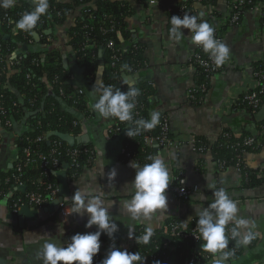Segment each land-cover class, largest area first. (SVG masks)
Wrapping results in <instances>:
<instances>
[{
  "label": "crops",
  "instance_id": "1",
  "mask_svg": "<svg viewBox=\"0 0 264 264\" xmlns=\"http://www.w3.org/2000/svg\"><path fill=\"white\" fill-rule=\"evenodd\" d=\"M181 1L183 0H156L154 4L133 2L135 11L131 17V23L135 27V39L146 44L145 54L150 65L147 76L155 88V94L147 103V109L150 112L158 110L166 113L171 132L176 139L183 141L175 150L152 145V154L163 157L169 169L170 184L165 192L167 208L157 210L149 219L140 220H133L126 212L124 204L131 199L130 185L126 183L134 178L135 170L129 166L132 161L123 158L124 132L113 130L112 118H101L90 108L88 116L82 119L81 133L77 138L78 144L89 145L93 156L88 165L81 168L77 178H70L64 169L56 172L58 193L61 195L63 190L64 201L72 202L69 199L78 188L102 192L103 199L113 205L109 212L113 222L118 225L115 234L119 236L121 245L127 248L132 239L128 237V229H131L134 236L139 227L156 230L164 228L166 222L172 219L180 223L189 221L190 224L198 218L195 210L208 206L213 201L212 193L224 188L237 203L238 215L255 224L253 231L256 238L247 246L236 244L239 247L236 256L229 254L225 259L222 254L217 253L213 256L214 261L217 264L220 261L223 264H264V145L258 151L243 155L246 167L251 171L255 170L262 179L260 183L249 186L235 165L218 169L209 150L199 153L190 144L191 139L199 136L206 139L208 145L213 144L227 126L241 131L242 127L253 130L252 127L264 120L263 117L260 121H251L247 117L257 115L258 112H234L232 106L237 94L253 83L250 67L264 54V38H255L258 31L257 21L250 12L240 24L226 30L221 42L228 46L229 57L222 65V70L211 78L202 103L192 104L187 92L194 84L195 69L190 65V57L196 45L187 37L178 42L173 41L167 26L170 7ZM228 3L229 0H216L213 8L222 17L227 13ZM193 6L201 18H205L211 11L208 5L204 6L199 2H193ZM213 21V25L219 23L217 19ZM182 31L186 36L189 34L187 29ZM56 44L68 63V53H65L61 44ZM71 72L75 85L80 88L84 86L90 92L91 86H87L82 71L72 67ZM135 75L138 74L126 77L129 84L137 82L139 78L135 79ZM91 102H94L93 99ZM236 124L242 127L238 128ZM25 130V120L13 122L9 129L0 128V187L4 175L18 158L16 141ZM113 170L116 173L114 178L109 175ZM63 172L65 177L61 180ZM180 173L187 185L197 188L195 197L189 202L175 197L169 189ZM21 188L24 190L25 186ZM12 191L13 189L10 192ZM1 194L0 200L4 197ZM58 211L59 207H52L51 202L42 207L23 205L16 210L8 200L0 205V264H42V261L36 259V252L44 242L41 235L44 238L51 237L58 244L64 245L75 233L96 231L95 226L88 229L84 227L86 216L73 215L71 225H63L57 217ZM61 225L64 229L63 235L59 234L58 226ZM106 245L100 240V250L104 255L107 253Z\"/></svg>",
  "mask_w": 264,
  "mask_h": 264
},
{
  "label": "trees",
  "instance_id": "2",
  "mask_svg": "<svg viewBox=\"0 0 264 264\" xmlns=\"http://www.w3.org/2000/svg\"><path fill=\"white\" fill-rule=\"evenodd\" d=\"M143 1L49 0L46 14L41 16L37 26L30 32H14L13 29L21 15L26 11H31L33 0H16L14 7L0 8V128L9 129L13 122L22 120H25L26 125V130L17 137L16 141L18 158L13 167L4 175L0 187L1 195H5L13 189L12 195L8 199L10 205L16 198L23 197L30 191L46 196L48 193L46 186L48 184L57 185L56 172L64 169L70 178H77L81 168L91 161L92 149V155L82 154L79 164L73 167L68 166V157L63 154L60 158L61 168L50 169L47 173H43L40 164L27 162L23 152V148L26 146H29L33 151L40 152H48L52 147L63 152L74 147H89L87 144L70 145L55 134H51V132H62L77 137L81 133L82 119L89 114V101L91 102L93 99V92H91L92 90L88 92L84 86L80 88L75 85L71 79L72 67L79 68L87 86H92L98 66L102 62L101 85H112L114 89L121 91H128L129 87L137 88L140 95L135 98L133 120L150 118L151 112L147 109V103L155 94V88L147 76L150 65L145 54L146 44L135 39V31H133L135 27L131 23V17L135 11L133 2L141 3ZM231 1L229 0V2ZM193 2L195 4L197 0H183L170 7L167 19L168 28H171L170 17L179 16L178 11L182 4L188 6L190 15L198 16L196 9L193 8ZM254 2V0H246L236 7V11L241 12L232 27L242 22L246 15L243 14V11L251 9ZM199 3L211 8L209 14L202 20L212 25L209 15L216 18L221 17L219 11L213 8L216 5V0H201ZM234 5L236 3H232L231 7ZM261 21H264V15L261 17ZM212 26L214 27V25ZM230 27L229 23L218 28L214 27V33H224ZM48 37L52 38L53 42L49 41ZM109 41H113L112 48L107 46ZM56 43L61 44L65 53H68V63H65L59 45ZM195 52L208 59V54L203 51L202 47L195 49ZM190 62L195 69V75L192 91L188 98L189 102L198 105L204 100V95L210 87L211 78L222 70V66H218L214 72H209L195 63L193 56H191ZM253 65L263 68L264 58L258 59ZM134 74H138L140 77L136 83L129 84L126 77ZM135 109H140L141 118L135 115ZM245 113L251 114L249 110H246ZM112 120L111 128L117 132H124L123 143L133 152L137 163L141 166L149 163L148 158L153 155V147L144 142V135L151 133L155 137L158 136L159 127L130 138L126 135L128 122H120L116 118H112ZM263 123L264 120L252 127L253 130H247L236 124L238 128L242 127V131L227 126L220 133L216 142L209 145L203 137H194L196 152L205 153L209 150L218 169L222 170L230 165H235L236 154L255 152L264 145ZM38 136L41 139L36 141ZM247 136L256 138L255 145L239 146L240 148L234 149L239 141ZM168 137L179 145L183 142L176 139L172 132ZM239 170L243 174L244 182L249 186L262 181L255 170L251 171L246 167L244 159L239 165ZM22 186H25L24 190L21 188ZM197 219L187 227L182 226L175 219L166 222L165 226L176 223L187 229ZM147 230L139 227L136 229L135 235L139 236L141 233H146ZM152 233L154 235L150 237L147 244L132 243L127 251L131 253L139 251L142 257L151 253L156 254L157 259L154 262L148 260L144 264L186 263L189 251L188 243L180 241L177 252L171 257V254L167 255L164 249L155 250V245L161 246L167 239L161 234L165 233L163 228L152 230ZM112 239L116 240L117 247L121 248L119 236L114 234ZM100 240L107 244L111 239L102 234ZM196 247V253L201 254L200 258L203 264H217L212 253L205 252L200 248V245ZM230 247L234 249L232 256H236L239 247L234 243L229 242L227 250L223 251L230 253L228 251ZM104 254L99 250L93 257V264H100L105 257Z\"/></svg>",
  "mask_w": 264,
  "mask_h": 264
},
{
  "label": "clouds",
  "instance_id": "3",
  "mask_svg": "<svg viewBox=\"0 0 264 264\" xmlns=\"http://www.w3.org/2000/svg\"><path fill=\"white\" fill-rule=\"evenodd\" d=\"M15 4L16 0H0V8L3 9L12 8ZM48 8L49 0H33L31 11L21 15L13 31L30 32L37 26L41 16L46 14ZM170 25V37L173 41L178 42L187 37L192 44L201 46L216 66H222L228 59V46L215 39V28L202 20L201 16L184 14L181 18L173 15L170 17ZM182 29H187L189 34L186 36ZM91 92L94 102L89 103V108L101 118H116L120 122H128L126 135L130 138L141 132L150 131L160 124L161 113L158 110L152 111L148 119L133 120L135 98L140 95L135 87L121 91L114 89L112 85L105 86L98 82ZM148 159L150 163L143 166L135 160L129 164L135 170V175L126 183L130 185L131 199L124 204V208L133 220L149 219L157 210L167 208L165 192L170 184L169 169L165 159L159 154L152 155ZM109 175L114 178L116 173L113 170ZM11 195V192L6 193L0 200V205L6 203ZM212 195L213 201L207 207L195 210V216L198 217L195 230L198 235L194 237L202 242L200 248L205 252L213 255L220 253L227 259L229 253L223 251L229 245L226 226L230 223L233 225L229 229L231 240L238 246H247L256 238V233L253 231L255 224L238 215L237 203L229 197L224 188L215 190ZM69 200L72 201V207L67 215L86 216L84 227L88 229L95 226L96 231L75 233L64 245L58 244L51 237L44 238L41 235L40 238L44 242L36 252V259L42 261V264H93V257L100 250V236L104 234L112 239L118 230V225L113 222L109 212L113 205L103 199L102 192L78 188ZM188 223L189 221L181 222L184 227H187ZM58 228L59 234L63 235L62 225ZM151 234L152 229L149 228L146 234L139 238V242L147 244ZM128 237L133 238L131 229H128ZM144 262L145 257H142L139 251L131 253L113 245L100 264H144Z\"/></svg>",
  "mask_w": 264,
  "mask_h": 264
},
{
  "label": "built area",
  "instance_id": "4",
  "mask_svg": "<svg viewBox=\"0 0 264 264\" xmlns=\"http://www.w3.org/2000/svg\"><path fill=\"white\" fill-rule=\"evenodd\" d=\"M156 0H144L142 3L145 4H154ZM201 0H197V2H200ZM254 4L251 7V9L247 11H243V14L247 13H253L255 20L257 21V27L258 31L255 34V38H264V21H261V17L264 15V0H254ZM246 2V0H232L227 5V13L223 15L220 18L212 17L211 18V24L213 25V20L217 19L218 24L214 25V27L218 28L221 25H224L226 23H229V25L232 27V25L238 20L240 12L236 11V7L240 6L242 3ZM232 3H236V5L231 7ZM179 16L182 18L184 14L190 15V10L186 4H182L179 7ZM224 36V33L216 32L214 33L215 39L222 41ZM48 40L53 42V39L48 37ZM107 46L109 48L113 47V41H109ZM201 46L196 45V49H199ZM15 56V55H14ZM194 62L198 63L200 66L204 68L205 71L214 72L218 69V66H216L208 56V59L203 58L200 54L196 53L195 51L192 54ZM260 58H264V54ZM191 60V57H190ZM190 65H192V62H190ZM251 75L253 77V83L246 87L243 91L237 94V96L234 98L232 106L233 111L238 112H245L246 110H249L251 114L259 112L261 109L264 108V67L262 66H254L252 65L250 67ZM192 88L188 90V96L189 93L192 91ZM192 97V96H190ZM193 98V97H192ZM141 109V108H140ZM140 109H135L134 113L136 116H140ZM141 118V116H140ZM156 127H159V135L153 136L151 133H145L144 135V142L147 145H158L162 148H168V149H178L179 145L178 143L172 141L169 139L168 135L171 132L170 127V121L168 119V116L166 113H161L160 116V124ZM262 133L264 131L262 130ZM41 138L38 136L35 140L39 141ZM256 138L254 137H244L241 141H239V144H237L234 149H238L242 146H252L256 143ZM190 144L192 146V149L194 151H197V148L194 143V139H191ZM240 146V147H239ZM244 151V150H242ZM23 152L26 157L27 162L31 163H39L40 167L42 169L43 173H47L48 170L53 169L57 170L61 168V161L60 158L63 154H65L66 157H68V166L73 167L77 166L79 164V158L82 154H91L92 150L89 147L85 148H78L74 147L72 149H69L65 152L61 151L60 149H57L56 147H52L48 152H40V151H33L29 146H26L23 148ZM122 154L125 160L127 161H134L133 152L127 147V145H123ZM92 155V154H91ZM90 155V156H91ZM243 155L244 153H238L236 154V164L235 166L239 169V165L243 162ZM137 163V161L135 160ZM63 170V169H62ZM46 189L48 190V193L46 196H43L41 193L37 192H27L24 194L23 197L16 198L14 200L12 206L16 210L19 207L23 205H31L34 207H42L46 205L47 203H50L58 198V186L54 184H48L46 186ZM170 190L174 193L175 197L179 198L182 201L189 202L192 200L196 193L197 188L195 186L187 185L185 182L184 177L182 174H178L176 176V181L174 184H172L169 187ZM59 211H58V219L62 222L65 226H70L72 221L74 220L73 215L71 214L67 215L71 211L72 202H66L63 201V203H60L58 205ZM207 207V206H206ZM69 218V220H65ZM70 221V222H69ZM196 222L189 228L184 229L183 227H180L176 223H172L171 225H166L163 228V231L165 233H161L164 235L167 239L163 241L162 245H155V250L161 251V249H164V252L167 253V255L171 254V257L177 252L178 244L180 241H184L189 244V251L187 253V260L185 264H203L201 262L200 253H196V246L200 245L201 242H199L194 236L198 235V232L195 230ZM232 227V225H228L226 227V235L229 236V242L236 244L235 241L231 240L230 238V231L229 229ZM146 233H141L139 236L134 235L133 238L130 241V245L132 243L139 242V238L143 236ZM154 233L151 234L153 236ZM150 236V237H151ZM117 247V241L114 239H111L107 242V251L110 250V246ZM130 245L125 248L121 246L119 249L121 250H128ZM227 250V249H226ZM228 251L230 252V255H233L234 249L229 248ZM163 252V253H164ZM157 259L155 253H151L145 256V261L151 260V262H154V260Z\"/></svg>",
  "mask_w": 264,
  "mask_h": 264
},
{
  "label": "water",
  "instance_id": "5",
  "mask_svg": "<svg viewBox=\"0 0 264 264\" xmlns=\"http://www.w3.org/2000/svg\"><path fill=\"white\" fill-rule=\"evenodd\" d=\"M24 49H25V46H24ZM65 63H66V61H65ZM102 74H103V63L100 62L99 66H98V69H97V72H96V75H95L94 84L91 86V90H93L94 87L97 86L98 82H99V84H101ZM134 78L136 79V78H139V77H138V75H135ZM263 117H264V108L261 109L260 112H258L257 115H254L252 117H247V118H249V120H251V121H254V120L260 121V120L263 119ZM51 134H55L61 140L66 141L70 145H74V144H78L79 143V139L77 137H74V136H72V135H70L68 133L51 132ZM62 177H65V172H63L61 174V180H62ZM64 195H65V193L62 190L61 195H59L57 199H55L54 201L51 202L52 207L58 206L60 203H63V201H64V199H63ZM219 263L220 264H223L222 261H220Z\"/></svg>",
  "mask_w": 264,
  "mask_h": 264
}]
</instances>
